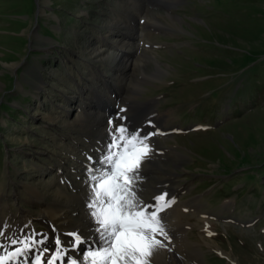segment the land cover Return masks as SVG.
I'll list each match as a JSON object with an SVG mask.
<instances>
[{
  "label": "rangeland",
  "instance_id": "rangeland-1",
  "mask_svg": "<svg viewBox=\"0 0 264 264\" xmlns=\"http://www.w3.org/2000/svg\"><path fill=\"white\" fill-rule=\"evenodd\" d=\"M151 1L0 0V215L18 207L34 215L25 191L48 192L56 164L77 181L81 155L71 158L69 146L84 156L91 142L102 144L111 117L112 131L147 126L140 135L160 142L153 150L148 141L150 157L169 156L160 165L181 184L188 264H264V0H174L168 9ZM122 34L138 64L116 80L121 66L111 54ZM83 115L89 128L69 124ZM158 178L140 181L152 188ZM162 223L168 239L157 238L173 245V228Z\"/></svg>",
  "mask_w": 264,
  "mask_h": 264
},
{
  "label": "bare ground",
  "instance_id": "bare-ground-1",
  "mask_svg": "<svg viewBox=\"0 0 264 264\" xmlns=\"http://www.w3.org/2000/svg\"><path fill=\"white\" fill-rule=\"evenodd\" d=\"M156 1L157 0H152L150 2L151 5L155 6ZM173 2L174 0H163L160 3L161 4L160 6L164 5V7L168 9L170 5L174 4ZM165 17H168L173 22L178 21V19L177 20L174 19L169 13H167ZM144 24H146V21H144ZM141 28L139 27L137 29L134 28L133 40L134 42L137 43L134 44L135 46L136 45L138 46L139 42H143L142 40L139 41L140 38L139 34L143 32ZM121 36L122 38L120 39L119 44H117L120 46L119 48L121 50L111 54L112 60L116 61L119 67L121 66L118 70L116 69L117 70L115 73L117 74L116 80L126 79L127 77H129L128 72L133 71L138 64L137 61L135 60L137 56L136 48L134 49V53H132L131 50H128L130 46V41L132 43L131 40L132 38L128 34H122ZM102 48L103 47L100 45L99 48L94 50V52L100 53ZM147 59L153 61L157 65V70L156 73H154V76L155 74L158 75V72L159 73L162 72V69L160 68L161 64L157 61L156 58L150 56L147 57ZM104 82L107 85V82L106 81ZM92 113H96V112L92 111ZM152 113L149 112L148 114L149 117L147 116L149 120H152L151 119L153 115ZM86 119H88V116L86 117L85 115H83V117L74 119V121L70 122L69 124L70 125L76 124L81 130H85V128H89V125L86 126L87 123ZM126 120L128 121V118H126ZM50 121L56 122L55 119H50ZM112 125H113V120L111 117H108L105 121H103V125H102L103 128L102 131H100L102 132V135L100 136L106 137V141L104 140L102 144L98 141L96 142L94 141V143L91 142L84 156H83L84 152L75 153L74 152L75 147L69 146L71 151L70 153L72 154L70 155L71 158H75L74 155H81V158L80 156H78V159L77 158L73 159L78 161L77 172H79V175H77L76 178L77 181H74L73 179L72 181L71 179L65 180L66 177L59 176L60 166L56 164L53 178L55 181H57V184L55 183V181L50 180L49 184L46 186V190L48 192L41 193V190H39L36 187H31L30 189L25 191V196L29 200L28 202L29 203L34 202L35 207L37 209L34 215H32L33 213H31L27 209L26 210L20 209L18 205H16L18 207V209L16 210V213L18 215L13 213V214H9L5 218L3 215H0V229H4V236L0 237V242L7 243V238L9 237L17 239L18 241L25 240L28 237H32L33 234H36L35 238L37 240H40L41 238H46L45 243L41 245H36L32 251L26 252L24 256L19 257L15 262V264H33L35 256L39 254V250L42 248H47L49 250L47 253H45L43 257V259L46 260L47 257L50 256L55 249L54 240L56 237H59L64 247L67 249V255L64 258L65 264H67V261L69 259L77 260L78 264H85L84 257L88 252V250L97 249L102 246V242L99 240L98 234L96 232V225L89 214L90 210L86 206L87 203L89 202V194L91 187L89 172L87 170L91 169L92 174L94 175H99L101 172L106 170L107 166L106 164L103 163V158L106 155L108 145L111 142V135L113 131L110 130V127ZM105 128L108 129V134L103 133V130H105ZM145 130H147V126L144 127L141 131H139V133L141 134ZM153 137L154 135L149 139L150 141L149 140L148 141L151 142L152 140H154V143L157 144V147L153 148L154 150L155 148L159 147L160 142L159 140ZM101 147L103 151L102 153L101 152L99 153L98 150ZM158 149L160 150V148ZM151 153L141 165L140 177L143 178L144 175L147 176L149 174L151 176H155L156 178L161 173H163L164 178L163 179L158 178L156 187H152V188L151 186L146 185L145 181L143 180L139 181L137 185L139 189L138 196L139 194L141 195V197L140 196L139 197L140 199L143 200L145 204H152V205L155 204L154 197L165 193L167 194L168 199L174 200V203L171 205V207L161 212L160 216L162 220L165 218L168 219L169 225L173 228L175 242L173 243V245H166V247L160 248L157 251H155L153 255L150 257V264H188L187 261H185L181 257V251L185 249L186 245H191V243L186 239L184 226L180 224L179 212L177 213L176 211L177 207H181L180 205H184L182 202L176 200L177 199L176 196L179 193V190L181 189V184H179L178 181L174 180L178 177L176 176L177 174H173L168 171H167L168 173H165L163 166L160 165L162 164V161L169 160V156L167 159L162 157L161 160L155 161L153 158L150 157L152 155ZM89 157L91 159H89ZM80 159H82V161H79ZM67 160L68 159H66L65 161ZM36 170L40 171V168L37 167ZM50 183L53 184L50 186ZM68 187H70L71 188L70 190H72L73 192L70 191ZM142 191L143 193L145 191H149V192L155 191L156 195L150 197L149 200L151 199L152 200L148 201V199L143 198ZM2 198L3 197H0V202ZM12 202L14 204L16 202L15 195L14 198L12 199ZM30 216H35L38 222L40 221L45 225L47 230L46 233H42V235H40L37 233L38 232L37 230L35 231L34 228H32L31 225L32 219L30 218ZM69 233H78L83 241V243H81L79 247L76 248L75 250H73L72 248V237L68 235ZM171 246L174 247V251L173 249H170ZM17 247H23V244L18 243L17 245L10 247L8 250L14 251L15 248ZM3 255H6V253L0 250V256ZM180 258H182L183 260H181ZM166 259H169V261H173V262L166 263Z\"/></svg>",
  "mask_w": 264,
  "mask_h": 264
},
{
  "label": "snow or ice",
  "instance_id": "snow-or-ice-1",
  "mask_svg": "<svg viewBox=\"0 0 264 264\" xmlns=\"http://www.w3.org/2000/svg\"><path fill=\"white\" fill-rule=\"evenodd\" d=\"M150 136H141L139 131L129 133L124 126L115 127L103 158L106 170L99 175L92 174L91 169L87 170L91 187L86 206L102 246L88 250L84 257L85 264H150L153 253L166 247L157 238L168 239L160 213L171 207L174 200L168 199L165 193L154 197L155 204L152 205L145 204L138 196L140 168L152 152L148 143ZM68 235L72 237L73 250L83 243L78 233ZM3 236L4 229H0V237ZM35 236L33 234L19 241L9 237L7 243L0 242V250L6 253L0 256V264H15L26 252L45 243L46 238L37 240ZM18 243L23 247L8 250ZM54 244L55 249L46 260L43 257L49 250L42 248L33 264H65L67 249L59 237L55 238ZM67 264L78 262L69 259Z\"/></svg>",
  "mask_w": 264,
  "mask_h": 264
}]
</instances>
